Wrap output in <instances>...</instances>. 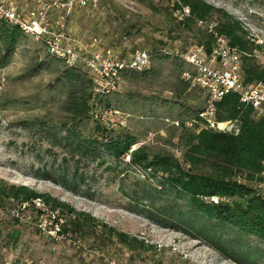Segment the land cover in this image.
Returning a JSON list of instances; mask_svg holds the SVG:
<instances>
[{
    "label": "rangeland",
    "instance_id": "1",
    "mask_svg": "<svg viewBox=\"0 0 264 264\" xmlns=\"http://www.w3.org/2000/svg\"><path fill=\"white\" fill-rule=\"evenodd\" d=\"M1 1L22 11L35 6L33 0ZM201 1L242 23L257 46L255 59L264 68V0ZM186 15L189 11L177 9L175 0H100L96 8L54 14V30L64 32L79 51H95L97 41L98 48L112 49L124 59L140 51L153 55L146 78L121 77L117 92L97 98L90 120L83 124L70 122L60 111L68 93L65 82L58 80L64 63L49 57L41 43L26 37L9 64L0 68V180L51 195L145 245L130 250L116 238L96 240L91 231L75 235L76 240L63 234L59 240L0 214L2 260L17 264H264L263 242L229 226L212 225L194 211L185 195L163 186L160 177L128 166L129 157L117 161L98 147L101 156L96 159L73 145L96 137L92 129L97 121L116 133L134 135L141 143L132 151L145 145L153 156L171 155L182 161L186 134L194 132V127L183 129L174 123L188 121L194 112L205 109L207 96L201 89L185 86L183 74L189 68L178 57L205 45L201 43L207 41L218 18L187 28L181 24ZM251 120L260 121L254 116ZM221 123H234L242 132L241 119ZM71 127L76 140L62 132ZM199 127L205 128L201 123ZM232 181L264 197L263 182H251L245 174ZM123 191L140 193L138 205ZM214 199L227 204L236 200L213 197L205 201L215 204ZM50 209L48 221L64 224L59 211Z\"/></svg>",
    "mask_w": 264,
    "mask_h": 264
},
{
    "label": "trees",
    "instance_id": "2",
    "mask_svg": "<svg viewBox=\"0 0 264 264\" xmlns=\"http://www.w3.org/2000/svg\"><path fill=\"white\" fill-rule=\"evenodd\" d=\"M175 5L177 9L189 11V15H186L181 23L187 28H193L199 23H207L218 15L214 22V30L227 38L231 46L238 48L245 56L243 60L245 84H264V68L258 65L254 54L257 46L240 21L201 0H175ZM24 39L26 36L18 27L0 19V68L9 64ZM201 44H205L207 51L210 52L213 45L212 35L209 34L207 41ZM42 45L46 50L45 45ZM48 56L64 63L58 71V80L65 82L68 93L60 111L69 117L72 123L83 124L89 121L97 100L94 95V79L89 72L68 66L65 60L54 58L49 54ZM150 72L151 70L142 74L133 72L124 75L128 77L129 74H133L131 78L134 79L146 78ZM185 86L189 88L186 83ZM99 103H102V100ZM203 111L204 109L194 112L192 115L194 117L188 120L193 121L194 132L188 131L186 134L182 161L171 155L153 156L145 145L132 151L134 146L141 143L134 135L127 131L116 133L97 121L92 129L97 136L73 145L85 156L96 159L101 156L98 147H102L105 153L107 152L117 161L124 162L126 157H129L128 166L150 171L153 176L160 177L163 186H169L177 195H185L194 211L208 218L212 225L229 226L240 234L264 243V197L257 194L254 189L232 181L235 177L245 174L251 182H264L262 178L264 119L254 123L251 120L252 116L255 117L253 109L243 106L237 95H228L217 103L216 117L219 122L241 119L243 126L239 135L206 128L199 130V123H203L199 114ZM186 122L183 121L180 128L186 129ZM72 129L74 128L63 129L62 132L69 134V140H76L78 135ZM104 163L105 161L102 162ZM198 171L201 172L200 175H197ZM123 193L136 205L141 200L140 193L135 191L132 195L127 191ZM213 197H230L239 200L229 204L220 201L219 204H210L205 201V199L210 201ZM37 200H42L48 207L59 211L60 216L65 220L62 234L69 235L75 240L77 239L75 235H83L91 231L96 240H100V236L116 238L120 244L130 250L145 246L138 239L119 233L115 228L98 221L90 214L78 212L69 204L51 195L38 193L27 186L8 185L0 180V211L7 212L16 207L15 204L33 205ZM12 220L20 223L18 220Z\"/></svg>",
    "mask_w": 264,
    "mask_h": 264
},
{
    "label": "built area",
    "instance_id": "3",
    "mask_svg": "<svg viewBox=\"0 0 264 264\" xmlns=\"http://www.w3.org/2000/svg\"><path fill=\"white\" fill-rule=\"evenodd\" d=\"M33 1L35 6L22 11L0 0V19L18 27L26 37L44 44L52 57L65 60L70 67L86 68L93 75L94 95L97 98L102 99L117 92L124 74L152 69L153 55L147 51L137 52L129 59H124L112 49L98 48L97 41L95 51H79L64 32L54 30V14L69 15L78 9L96 8L100 0ZM209 34L213 38L210 52L205 45H201L193 47L183 57H178L189 68L183 74V79L190 89H201L207 96V107L199 114L202 125L206 129L239 135V128L234 123H221L217 120V103L228 95H237L243 106L253 109L257 119H264V84H245L243 53L231 46L229 40L219 35L214 27L209 29ZM181 123L174 124L181 127ZM192 125L193 121L186 122L187 127ZM262 178L264 179V174ZM213 201L219 204L218 199ZM0 214L20 223H27L55 239L63 238V221L60 225H52V221H48L51 209L42 200L34 201L33 205H19L7 212L0 211ZM0 264L17 263L4 261L0 256Z\"/></svg>",
    "mask_w": 264,
    "mask_h": 264
}]
</instances>
